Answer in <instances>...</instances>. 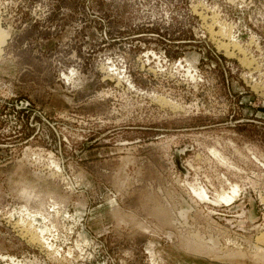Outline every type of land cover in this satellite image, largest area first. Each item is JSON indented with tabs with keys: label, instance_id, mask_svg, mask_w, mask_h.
Segmentation results:
<instances>
[{
	"label": "rangeland",
	"instance_id": "obj_1",
	"mask_svg": "<svg viewBox=\"0 0 264 264\" xmlns=\"http://www.w3.org/2000/svg\"><path fill=\"white\" fill-rule=\"evenodd\" d=\"M0 31V264H264V0H0Z\"/></svg>",
	"mask_w": 264,
	"mask_h": 264
},
{
	"label": "bare ground",
	"instance_id": "obj_2",
	"mask_svg": "<svg viewBox=\"0 0 264 264\" xmlns=\"http://www.w3.org/2000/svg\"><path fill=\"white\" fill-rule=\"evenodd\" d=\"M0 32H1V31H0ZM1 38H2V37H1ZM200 190H201V189H200ZM204 193H205L204 191H200V193L198 192V194H197V195H198V196L200 195V196H201V198H202V197L206 196ZM200 196H199V197H200ZM206 197H207V196H206ZM226 197H227V196H225V197H223V196H222L223 200L225 199V200H226V202H227L228 200H230V199H231V198H226ZM231 197H232V196H231ZM233 197H234V195H233ZM233 197H232V198H233ZM230 201H231V200H230Z\"/></svg>",
	"mask_w": 264,
	"mask_h": 264
}]
</instances>
